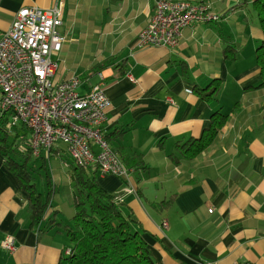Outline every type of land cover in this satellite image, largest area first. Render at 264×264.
Returning a JSON list of instances; mask_svg holds the SVG:
<instances>
[{
  "label": "crops",
  "instance_id": "0c3cea01",
  "mask_svg": "<svg viewBox=\"0 0 264 264\" xmlns=\"http://www.w3.org/2000/svg\"><path fill=\"white\" fill-rule=\"evenodd\" d=\"M157 1L65 0L64 40H78L77 48L91 56L88 66L110 61L100 71L110 100L101 129L132 169L127 180L98 171L97 180L137 220L157 264H264V86H257L255 58L263 34L257 0H188L208 3L220 18L185 26L175 47L138 46L137 35ZM56 2L0 0V33L21 7ZM98 74L79 91H87ZM213 80V99L200 97L197 90ZM216 110L228 117L214 140L195 157H182L177 142L198 137ZM42 153L67 155L62 142ZM7 235L14 237L12 252L1 246ZM70 246L60 225L41 231L30 226L27 202L0 154V264H59Z\"/></svg>",
  "mask_w": 264,
  "mask_h": 264
},
{
  "label": "built area",
  "instance_id": "2783aa9c",
  "mask_svg": "<svg viewBox=\"0 0 264 264\" xmlns=\"http://www.w3.org/2000/svg\"><path fill=\"white\" fill-rule=\"evenodd\" d=\"M64 7L65 0H57L49 8L23 6L9 28L0 33V109L9 115L7 128L20 125L31 132L28 142L33 156L62 142L78 166L127 180L131 167L121 161L101 129L110 106L104 75L99 72V80L85 92L77 90L82 83L78 76L61 79L58 75L64 41L58 27ZM219 18L208 3L158 0L136 42L138 46L175 47L185 26ZM116 200H120L117 195ZM160 225L167 227V220H161ZM1 246L14 251V237L7 235ZM70 254V247L63 249V256Z\"/></svg>",
  "mask_w": 264,
  "mask_h": 264
},
{
  "label": "trees",
  "instance_id": "16d2710c",
  "mask_svg": "<svg viewBox=\"0 0 264 264\" xmlns=\"http://www.w3.org/2000/svg\"><path fill=\"white\" fill-rule=\"evenodd\" d=\"M253 5L263 34L255 53L260 73L257 86L261 87L264 86V0H257ZM109 63L108 59L93 63L83 70L80 79L95 77ZM116 67L121 70L119 65ZM120 73H124V70ZM214 82L208 84L206 89L197 90L199 96L206 100L213 99V94L218 91V82ZM6 114L0 109V154L3 166L15 177L18 191L27 202L30 226L41 231L60 225L68 236L71 254L61 255L59 264H157L139 234V229L135 227L137 220L122 202L116 200V194L101 187L94 168L81 167L71 161L69 178L73 184L72 227L59 221L56 209L49 212V199L43 197L32 180L33 154L28 142L31 132L19 125L15 126L18 130L11 137L12 127L7 128L9 115L6 117ZM227 117L220 110L214 111L207 127L198 137L190 136L181 143L177 142L181 148L180 155L191 159L205 149L223 127ZM38 157H41V166H44L46 156L41 151ZM129 164L125 163L126 166Z\"/></svg>",
  "mask_w": 264,
  "mask_h": 264
},
{
  "label": "rangeland",
  "instance_id": "374dc122",
  "mask_svg": "<svg viewBox=\"0 0 264 264\" xmlns=\"http://www.w3.org/2000/svg\"><path fill=\"white\" fill-rule=\"evenodd\" d=\"M62 31L63 29L60 25L58 32L62 34ZM77 41L76 38H70L69 36L63 42L62 50L59 53L60 64L62 63L59 71L62 77L73 74L81 78V73L87 68L89 61H91L89 60L91 56L84 53L85 48L82 45L77 48ZM80 81L82 83L80 82L81 84L77 88L78 91H82V85H85V82L90 80L86 81L81 79ZM44 161V166L46 167L41 166L43 162L41 157L33 156L31 159L32 180L43 197L49 199L48 202L51 208L53 210L56 208L59 209L57 213L59 221L72 227L73 224L70 219L72 213L69 215L70 209L73 207V199L71 196L73 184L69 178V169L72 160L68 155H64L61 158L59 154H48Z\"/></svg>",
  "mask_w": 264,
  "mask_h": 264
}]
</instances>
